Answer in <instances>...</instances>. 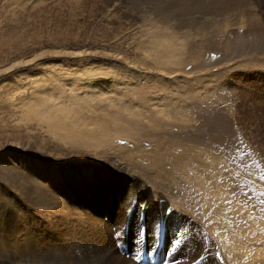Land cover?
I'll return each mask as SVG.
<instances>
[{
  "label": "rangeland",
  "instance_id": "rangeland-1",
  "mask_svg": "<svg viewBox=\"0 0 264 264\" xmlns=\"http://www.w3.org/2000/svg\"><path fill=\"white\" fill-rule=\"evenodd\" d=\"M81 168L126 188L116 219L114 195L87 223L59 213ZM262 177L264 0H0V264L85 261L94 226L131 263L225 262L263 214ZM133 213L139 253L122 244Z\"/></svg>",
  "mask_w": 264,
  "mask_h": 264
},
{
  "label": "bare ground",
  "instance_id": "bare-ground-1",
  "mask_svg": "<svg viewBox=\"0 0 264 264\" xmlns=\"http://www.w3.org/2000/svg\"><path fill=\"white\" fill-rule=\"evenodd\" d=\"M169 45V44H168ZM94 88V87H93ZM95 89V88H94ZM15 103V102H14ZM32 103V102H31ZM19 104V103H18ZM59 104V103H58ZM50 105V104H49ZM53 105V104H52ZM44 106V105H43ZM55 107V106H53ZM52 107V108H53ZM39 109V108H38ZM44 109V107H43ZM47 109V108H46ZM45 109V110H46ZM63 109V108H62ZM33 110V109H32ZM48 110V109H47ZM68 110V109H67ZM21 111V110H20ZM49 111V110H48ZM47 111V112H48ZM69 111V110H68ZM29 112V111H28ZM27 112V113H28ZM75 112V111H74ZM42 113V112H41ZM63 113V112H62ZM24 115V114H23ZM69 115V113L67 114ZM76 115V114H75ZM74 115V116H75ZM71 116V115H69ZM77 116V115H76ZM67 117V116H66ZM41 118V122H48V124L51 126V127H54V123L56 121V119L58 120V118L60 117H56L55 118H48L45 114H41L40 117ZM70 119V118H69ZM68 119V120H69ZM77 120V119H76ZM72 120H70L71 122ZM59 122V121H58ZM75 122V121H74ZM73 122V123H74ZM72 123V125H74ZM75 124H78V122ZM33 125V124H32ZM60 126V125H59ZM78 126V125H77ZM73 127V126H72ZM76 127V126H75ZM84 127V125L82 126ZM86 127V126H85ZM72 130V129H71ZM77 130V129H76ZM80 130V129H79ZM88 130V129H87ZM65 132V131H64ZM48 133V132H47ZM68 133V132H66ZM74 133V132H73ZM91 133V132H90ZM48 134H51L50 132ZM86 134V133H85ZM53 135L58 138L59 137V133H53ZM62 135V134H60ZM88 136V135H87ZM86 136V137H87ZM89 137V136H88ZM54 138V137H53ZM55 138V139H56ZM78 138V137H77ZM81 138V137H80ZM58 140V139H57ZM60 141V140H59ZM62 142V141H61ZM64 142V141H63ZM79 142V140H78ZM71 143V142H70ZM69 143V144H70ZM78 145H80L79 143H77ZM80 148V146H79ZM20 159V158H19ZM23 159V158H22ZM121 160V159H120ZM30 163H33V162H30ZM21 165V164H19ZM34 165V164H33ZM36 165V164H35ZM34 165V166H35ZM22 166V165H21ZM39 166V165H38ZM9 167V166H8ZM15 167V166H14ZM31 167V166H30ZM29 167V168H30ZM49 168V167H48ZM56 168V167H55ZM11 169V167L9 168ZM8 169V170H9ZM16 169V168H15ZM24 169V168H23ZM67 170V168H65ZM31 170V168H30ZM29 170V171H30ZM59 170V169H58ZM123 170V169H122ZM34 171V170H33ZM55 171V170H54ZM121 171V170H120ZM38 172V171H37ZM80 176H76L75 180L72 179V180H63V181H60L57 185V190L59 192V189L60 190H63V194L69 198L71 197H74L75 200H76V204H77V208L75 209H72L71 207H68L64 204V202L62 201L63 197H62V194H60V205H57L58 206V211L59 213L61 212V214L69 211L71 213L74 214L75 217L78 218V220H82V219H87L88 218V211L91 209V210H97V206L100 204L97 200H100L99 198H101V201H103L106 197V195L113 197L114 195V199L113 201H111L109 203V207H108V204L106 205L107 207H104L105 209V214L106 215H110L112 219H116V216H118V212L120 210L119 206H118V200H121V199H124L125 197V189L124 188H115V184H109V185H105V183L101 184L99 186V184H94V182H91L89 180V178H85L82 173H86L88 174L89 171L84 169V168H81L80 170L77 171ZM76 172V174H77ZM200 172V171H199ZM34 173V172H33ZM39 173V172H38ZM43 173V172H42ZM49 174V173H47ZM52 174V173H51ZM55 174V173H54ZM60 174V173H58ZM62 174V173H61ZM60 174V175H61ZM63 175V174H62ZM11 176V175H10ZM31 176V175H30ZM89 176V175H87ZM37 177V176H36ZM40 177V176H39ZM46 176H44L45 178ZM53 177V176H52ZM61 177V176H60ZM30 178V177H29ZM54 178V177H53ZM40 179V178H39ZM51 179V178H50ZM68 179V178H67ZM70 179V178H69ZM206 179V178H205ZM37 180V179H36ZM35 180V181H36ZM42 180V179H41ZM255 180V179H254ZM34 182V181H33ZM39 182V181H38ZM122 182V181H121ZM41 183V182H40ZM52 184V183H51ZM41 185V184H40ZM87 187V190L85 189V186ZM121 185H123L121 183ZM211 185V184H209ZM52 187V186H51ZM204 187V186H203ZM48 188V187H47ZM201 188V186H200ZM42 189H45L44 187ZM31 190V189H29ZM55 190V189H54ZM79 190V191H78ZM198 190V189H197ZM48 191V190H47ZM46 191V193H43L41 196L43 198H46L48 197L49 193ZM50 191V190H49ZM56 191V190H55ZM37 192V191H36ZM42 192V191H41ZM52 192V190H51ZM98 192V193H97ZM33 193L35 194V192L33 191ZM54 193V192H53ZM60 193V192H59ZM94 193V194H93ZM48 194V195H47ZM98 194V196H96ZM116 195H118V198L116 199ZM50 196V195H49ZM56 196V195H55ZM95 196V197H94ZM225 196V195H224ZM234 196V195H233ZM102 197H103V200H102ZM12 198V197H10ZM57 198V197H56ZM59 198V196H58ZM57 198V199H58ZM85 198H86V202H85ZM224 198H227V197H224ZM40 199V197H39ZM136 199V198H135ZM134 199V201H135ZM162 199V198H161ZM236 199V197L234 198ZM233 199V201H234ZM149 200V199H148ZM43 201V200H42ZM51 201V200H50ZM56 201V200H55ZM133 200L130 201L128 207L130 209H134L136 207V204H133L134 203ZM219 202V200H216V202ZM14 202V201H13ZM54 202V201H53ZM136 202H138L136 200ZM223 201H221L222 203ZM236 202V201H235ZM242 202H244V200H242ZM39 203V201L37 202ZM41 203V201H40ZM226 203V202H225ZM229 203V201H228ZM57 204V203H55ZM59 204V203H58ZM145 204V203H144ZM219 204V203H218ZM38 205V204H37ZM41 205V204H40ZM45 205V204H44ZM215 205V204H214ZM217 205V204H216ZM221 205V204H220ZM247 205V204H246ZM49 206V204H48ZM232 206V205H231ZM50 207V206H49ZM52 207V206H51ZM227 207V206H226ZM225 207V208H226ZM234 207V206H233ZM237 207V206H236ZM242 207V206H241ZM241 207L236 208L238 210H241ZM142 208V207H141ZM183 208V207H182ZM247 208V207H246ZM46 209V208H45ZM248 209V208H247ZM54 210V209H53ZM170 210V209H169ZM183 210V209H182ZM229 210V209H228ZM233 210V209H232ZM237 210V211H238ZM245 209H243V213ZM54 211H57V210H54ZM235 211V210H234ZM247 211V210H246ZM93 212V211H91ZM224 212V211H223ZM226 212V211H225ZM248 212V211H247ZM258 212V211H257ZM257 212H253L251 213V219H248L247 222L244 221L246 223L245 226H243L239 231H238V228L237 229V234H236V239H232L231 241V245H229V250L227 249V260H225V262H221V261H218V263L216 264H264V222L262 221L263 218H264V209H263V214H259ZM185 213V212H183ZM217 213V212H216ZM232 213V212H231ZM242 214V212H239ZM249 213V212H248ZM42 215V214H40ZM88 215V216H87ZM218 215H220L218 213ZM37 216V215H36ZM57 216V215H56ZM62 216V215H61ZM131 219H130V223H129V229H131V232L128 231V237H127V240L125 238H123V243H126L128 244V247L127 246H124V251H128L129 253H139V251H143L142 249V245H141V239L139 240V242L137 243V234L139 233L138 232V228L136 227L137 226V220L134 216V213L130 215ZM221 216H224L221 214ZM227 216V215H225ZM72 217V216H71ZM243 217V216H242ZM227 218V217H226ZM230 218V217H229ZM234 218V217H233ZM238 218V217H237ZM241 218V217H239ZM245 218V217H244ZM250 218V217H249ZM90 218H88L86 221H84L85 223L88 222ZM222 219V218H221ZM228 219V218H227ZM62 220V219H61ZM146 220V223L148 224V219H145ZM226 220V219H225ZM80 221H77V222H80ZM90 221V220H89ZM228 220H226L227 222ZM63 222V220L61 221V223ZM108 222V221H107ZM239 222V221H238ZM90 223V222H89ZM110 223V222H109ZM101 226H104V224H100ZM106 225V223H105ZM122 225V222L120 224V226ZM237 225V224H236ZM244 225V224H243ZM124 226V224H123ZM96 227V231L92 234V236L90 237L89 241L90 243H87L86 244V247L84 248V240L83 239H78V245L81 246V247H78V251L79 252H85V250L88 251V253L90 254V257L88 259H84L85 261H75V263H71V262H66L64 264H110L111 260H115V264H138V263H131V261H128L126 259H123L121 260V258L119 259L116 258V254L118 253L117 250L114 248V246H111L110 247L108 246V243L112 242L111 239H113V235H104L103 233L99 232L98 231V226H94ZM122 227V226H121ZM239 227V225L237 226ZM244 230H247L248 232L246 233V231ZM138 232V233H137ZM184 232V231H183ZM123 233V232H122ZM85 234V233H84ZM224 235H227L229 239H231L230 237V233H223ZM234 234V233H232ZM214 235V236H213ZM212 236L214 238L215 237V234H213ZM246 235L248 237H246ZM115 236V235H114ZM122 236V235H121ZM217 236V235H216ZM187 237V236H186ZM240 237H242L243 239H241V242L238 243L237 242V239H239ZM179 238H177L176 240H178ZM219 241H218V245L220 246L221 244V240L220 238L218 237ZM87 240V239H86ZM157 240V239H156ZM175 240V241H176ZM181 240V239H180ZM179 240V241H180ZM152 243H151V248L150 249H155V246H156V241L152 239ZM189 241V240H188ZM177 242V241H176ZM217 242V241H216ZM181 245V243H180ZM134 246V247H133ZM67 247V246H66ZM83 247V248H82ZM184 247V246H183ZM221 247V246H220ZM68 248V247H67ZM182 248V247H181ZM71 249V248H70ZM164 250V247L162 248ZM211 249V248H210ZM212 249H215V248H212ZM218 249V248H217ZM18 250V249H17ZM68 250V249H67ZM123 250V249H122ZM181 250V249H180ZM222 250V248H221ZM32 252V251H31ZM152 252V251H151ZM66 253V252H64ZM75 253V252H74ZM114 253V254H113ZM116 253V254H115ZM127 253V252H126ZM144 253V252H143ZM180 253V252H179ZM203 253V252H202ZM205 253V252H204ZM35 254V253H34ZM59 254V253H58ZM67 254V253H66ZM178 254V253H176ZM181 254V253H180ZM118 255V254H117ZM136 255V254H135ZM134 255V256H135ZM179 255V254H178ZM182 255V254H181ZM185 255V254H184ZM188 255V253H187ZM203 255V254H202ZM45 255L43 254L42 257H44ZM65 256V255H64ZM76 256V255H75ZM144 256V255H143ZM171 256V255H170ZM121 257V256H120ZM174 257V256H173ZM172 257V258H173ZM187 257V256H185ZM206 257V256H204ZM239 257H241V259H239ZM86 258V257H85ZM180 258V257H179ZM21 259V258H20ZM207 259V258H205ZM133 260V258H132ZM136 260V259H135ZM177 260V259H176ZM215 261V260H214ZM228 261V262H227ZM114 262V261H113ZM139 262V261H138ZM31 263V262H30ZM40 263V262H39ZM213 263V262H212ZM38 264V263H37ZM150 264H153L150 262ZM205 264H209V262L205 263ZM211 264V263H210ZM214 264V263H213Z\"/></svg>",
  "mask_w": 264,
  "mask_h": 264
},
{
  "label": "snow or ice",
  "instance_id": "snow-or-ice-1",
  "mask_svg": "<svg viewBox=\"0 0 264 264\" xmlns=\"http://www.w3.org/2000/svg\"><path fill=\"white\" fill-rule=\"evenodd\" d=\"M262 179H264V177H262Z\"/></svg>",
  "mask_w": 264,
  "mask_h": 264
}]
</instances>
